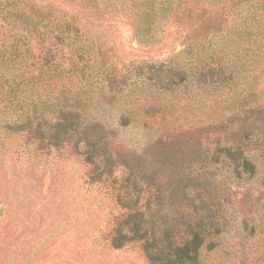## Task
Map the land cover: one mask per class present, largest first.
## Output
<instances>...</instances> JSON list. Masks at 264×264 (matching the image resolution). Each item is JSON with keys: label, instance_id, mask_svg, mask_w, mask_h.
I'll return each instance as SVG.
<instances>
[{"label": "rangeland", "instance_id": "rangeland-1", "mask_svg": "<svg viewBox=\"0 0 264 264\" xmlns=\"http://www.w3.org/2000/svg\"><path fill=\"white\" fill-rule=\"evenodd\" d=\"M159 1L0 0V264H150L139 241L112 246L127 213L116 164L129 154L161 174L159 136L178 135L181 161L198 141L213 152L242 122L258 133L254 117L264 125L252 111L264 108V5L254 17L251 0H174L166 11ZM73 108L103 124L95 135H103L98 150L107 141L117 152L111 175L90 177V135L74 146L66 130L57 141L25 124L26 115L55 120ZM257 154L251 180L218 172L230 182L223 193L234 221L216 249L202 251V264H264ZM162 207L173 214L168 200Z\"/></svg>", "mask_w": 264, "mask_h": 264}, {"label": "trees", "instance_id": "trees-1", "mask_svg": "<svg viewBox=\"0 0 264 264\" xmlns=\"http://www.w3.org/2000/svg\"><path fill=\"white\" fill-rule=\"evenodd\" d=\"M173 1L161 0L159 4L163 9L166 7V11ZM254 2L251 0L249 6L250 14L255 17L254 10L259 7L258 4L264 5V0L257 4ZM152 11L157 14L160 10ZM260 16L264 18V10ZM253 110H258V116L264 120L261 113L264 108ZM31 116L26 115L25 124L34 122L32 131L39 136L43 135V131H48L50 138L60 141L68 134V140L77 146L90 135L91 140L85 141L89 149L83 152L93 168L90 177L111 175L110 157L117 152L112 153L107 141L103 142L104 150H98L103 135L95 134L98 127L105 129L102 123L88 120L77 108L62 109L55 120L53 117L42 119L40 114ZM252 122L258 125L259 133L242 122L232 142L222 144L218 139L211 152L210 148H202V142L198 141V147L185 148L181 161L175 157L172 147L180 144L178 135L166 133L159 136L154 145L161 148L160 157L168 160L167 165H161L165 168L161 174L158 170L144 171L141 164L135 162V157L125 155L116 164L125 170L117 201L127 213L113 230L112 246L120 247L130 241H139L150 264H202V251L216 249L234 221L230 216L232 209L228 211L232 206L228 200L230 197L223 193L226 189L230 191L227 185L230 182H218V172L224 171L229 178L242 182L258 174L257 152L264 153V125L258 123L256 117ZM63 130L67 133L62 134ZM97 164L105 167L98 170L95 168ZM144 193L150 195L142 201L141 194ZM163 200L172 204L173 214L163 209ZM242 223L247 229V219H243ZM254 231L255 226L251 227L250 233Z\"/></svg>", "mask_w": 264, "mask_h": 264}]
</instances>
